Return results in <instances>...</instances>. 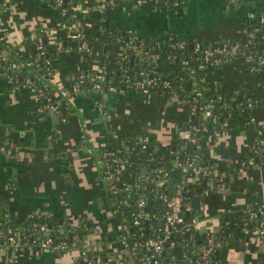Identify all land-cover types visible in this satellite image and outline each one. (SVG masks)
I'll return each mask as SVG.
<instances>
[{
	"label": "crops",
	"instance_id": "1",
	"mask_svg": "<svg viewBox=\"0 0 264 264\" xmlns=\"http://www.w3.org/2000/svg\"><path fill=\"white\" fill-rule=\"evenodd\" d=\"M42 1L0 0V31L4 43L15 51L35 50L30 34L39 27L48 29L47 40L65 41L63 49L50 57L51 73L40 79L61 104L58 111L37 110L34 95L10 80L7 64L0 62V218L8 212L12 224H24L30 218L56 217L60 231L74 228L91 255L99 254L107 264H147L132 254L120 237L121 219L114 211L104 179L102 152L111 141L112 151L119 152L122 134L123 145L130 149L148 135L163 147L183 152L186 147L179 143V131L188 124L189 104L137 91H126L120 100L116 93L106 89L92 93L85 85L67 97L60 96L58 87H66L73 73L111 64L121 56L122 48L95 36L90 51L78 52L57 8L42 5ZM255 14L264 15V0H117L106 7L104 18L96 20L95 25L99 26L97 32H105L108 24L111 28L140 31L155 39L156 49L161 41L170 40V34L190 42L240 38L245 23ZM2 49L0 53L7 54L8 49ZM161 65L164 73L178 68L168 57L162 58ZM197 77L204 94L244 82L258 90L256 75L237 59L218 68L200 69ZM100 106L106 115L101 114ZM242 116L236 112L224 119L219 133L199 136L201 155L227 177L223 190L196 185L190 195L195 216L190 246L201 245L197 241L203 242L209 233L221 234V261L200 259V264H264V241L255 230L223 232L240 208L264 201V150L257 165L244 163L255 136L254 127L264 131V107L254 109L255 123L249 124ZM139 160V174L147 176V152L140 150ZM122 166L120 170L126 167ZM171 170L173 179L180 178L176 162ZM117 186H122L120 180ZM173 253L177 264L193 261L181 245ZM8 256L14 258V264H76L80 249L0 244V264H6Z\"/></svg>",
	"mask_w": 264,
	"mask_h": 264
},
{
	"label": "built area",
	"instance_id": "2",
	"mask_svg": "<svg viewBox=\"0 0 264 264\" xmlns=\"http://www.w3.org/2000/svg\"><path fill=\"white\" fill-rule=\"evenodd\" d=\"M88 1L91 3L88 4ZM50 2L53 4H51L53 7L57 8L58 14L63 16L66 13V0H50ZM114 4H116L114 0H84L83 2H74L69 7L71 20L63 21L61 17H59L62 24H64V26L69 29V39L72 41L75 50L80 53H87L88 51H90L92 46L90 43V39H88L85 33L89 23L81 21L80 17H78V14L87 13L90 10L104 12L107 6H112ZM259 21L264 22L263 14L259 15ZM244 32L245 31L243 30V34L239 39L243 38ZM251 33L252 31H250V34ZM48 34L49 31L46 27H39L31 32L30 38L35 44V50L37 51V53L30 62L34 61L36 65H38L39 59L45 56L44 58H42L44 73L35 75V78L29 75H25L22 78V85L34 95V100H36L37 102L42 99L45 100L44 103L37 104V110L45 111L47 109H51L58 111L61 104L56 101L51 91L47 90L40 84V79L47 78L52 71L48 49L51 50L50 47H52L55 52L60 51L63 49L65 41H63L61 38H55L54 40L49 41L46 38ZM262 37V50L256 52L253 58L251 57L250 50H246L248 45L247 41L242 39L241 41L227 39L218 41L217 44H212V42L194 41L192 42V47L193 51H200V56L198 57V59L200 60V69H203L202 67L210 69L218 68L229 60H238L239 58H242L246 62H249L253 59V62L251 61L249 63L248 68L251 71H257L260 70L262 66H264V32ZM0 42H4V37L1 31ZM141 44L142 42H140V44H132L131 40H129L126 46L119 44L122 48L121 56H119L115 60L117 61L120 59H125L132 61L135 59L134 62H136V60L139 58L138 55L140 53ZM175 45L182 47L184 46V42L178 41L175 43ZM47 47L49 48L47 49ZM2 50L4 49H0V52ZM5 53H0V62L6 58ZM158 56L159 54L156 53L154 49V52L151 53L152 59L156 60ZM255 59L256 62H254ZM182 63L187 64L188 60L183 59ZM23 65L24 62L20 61L18 58L15 60H10L8 69L11 71V73L8 72V78H10V80L14 82H17L19 80L18 71ZM107 65L108 64L101 65L95 71L82 70L73 73L70 77V82L66 87H58L57 90L59 95L62 97H67L71 92L79 91L86 82L90 83L91 87L95 90H100L104 86V89H108L110 92H117L118 88L115 85L111 84V81H108L107 79ZM138 74L140 75V77L135 79L132 83L137 88V92H141L143 94H151V88H153L157 84L156 77H153L152 74H149V72L143 68L138 70ZM188 75L191 77V81H189V83L190 85H192V89L189 94L183 96L177 89L172 87L168 92V96L165 97L170 102H186L189 104L188 124L181 131H179V135L182 139H184V141H190L191 146L194 145L195 149L193 151H188V149L191 147L190 146L189 148H185L183 152L178 153H176V150H170V152L174 154L173 160L171 162V167L173 162H176L177 166L180 168V178H172L171 167L170 171H168L165 168L157 166L153 170V172L156 174V188L148 189V186L144 185V182L147 181L145 175L142 176L139 174L138 181L135 183L136 186H141L142 184L144 189H148L152 194L154 193L157 198L161 199V203H165V208L163 209V211L161 210V214L156 215L155 212L149 209V196H143L141 193L133 197V202L127 199L120 200V202L125 205V208H127V213L125 216L126 221L123 222L121 220L119 232L120 237L122 238V240L127 242L132 251V254L141 257L147 264H158V256L165 250H171L170 252L168 251V253H170L169 264H177V260L174 257L175 255L173 253L177 245H181L185 253L188 252L187 254L189 258L191 253L199 255V258L190 261V263L188 264H200V259H207L209 254L219 244L214 233L207 234L205 237V242H203L201 245L200 243H196L192 246H190L192 244V242L190 241L191 238H188L189 241L183 243L173 237L177 232L183 233L186 236L190 237V235L195 230L192 227L195 216H191L189 222L188 220H186V218L193 210L190 201V195L193 192L194 186L200 185L201 179L205 180V185L211 186V188L214 190H223L226 188V184L224 181L225 173H223L215 165L208 166L200 163V155H198V152H200V133L196 124H193L192 122V117L196 113L197 107L195 103L190 101V98L193 96L203 98V104L201 105V108H203L202 118L205 119L206 122H211L212 124H214V128L209 131L206 128V123L202 122L203 133H219V131L221 130L219 127L222 125L224 120H218L219 115L213 110L212 100L207 97V94H204L201 85V79L197 77V69L192 66L189 67ZM167 83L168 81L163 80L162 84L166 85ZM120 91L122 92V90ZM99 109L102 115L107 114L103 106H100ZM239 110L242 111L243 108L241 107L239 108ZM248 122L255 123L254 114L250 116ZM254 128L255 136L252 140L250 150L244 158V163L250 165L258 164L257 158L258 156H261V153L264 150L263 128L259 126ZM148 138V135H144L140 139L139 144L141 150L147 149ZM125 147L127 150H130L131 148L127 145H125ZM107 153L108 151L106 150L102 152L101 159L103 165L107 163ZM147 159H152L151 153L147 154ZM103 174L104 179L107 182L106 184L109 192L110 190L116 191V189H120L119 186L116 185V179L118 177L116 178V176H114L108 169H103ZM168 181L173 183L172 189H169V186L162 189V185L164 183H167ZM122 186V190H128L130 188V184L126 182H122ZM253 206L254 205L247 206L248 208L250 207L249 217L254 218L258 215V213H260L262 215V219L258 220L255 226L247 225V221H245L243 223L244 226L242 230L245 231L246 229L251 228L255 230L264 241V201H262L260 205L259 212L254 210ZM114 211L118 213L117 208H114ZM150 218H155V220L157 221V227L153 226L152 229L153 234L141 240H134L130 244L128 237L133 234V232L131 231V225L142 228L144 226L143 223H145ZM1 219L5 222H9V213L4 212ZM33 219L34 221H31L29 223L30 228L25 227L24 224H9L5 228V230L0 231V244L11 247H18L22 244H33L40 247H52L56 249H67L70 247L78 246L80 249V259L76 264H107V259H103L99 254L91 255L86 245L82 243L80 239H78L77 232L74 228H63L64 230L60 231L62 232L61 235L56 236L52 234V229L45 221H43V219ZM6 264H14V258L12 256H8Z\"/></svg>",
	"mask_w": 264,
	"mask_h": 264
},
{
	"label": "trees",
	"instance_id": "3",
	"mask_svg": "<svg viewBox=\"0 0 264 264\" xmlns=\"http://www.w3.org/2000/svg\"><path fill=\"white\" fill-rule=\"evenodd\" d=\"M84 0H66V6L67 10L66 13L59 17L63 21L71 20L70 18V6L74 2H83ZM115 3L117 0H114ZM91 2L88 1V4ZM52 3L50 0H43L42 5L45 6H51ZM86 14V15H85ZM85 15V16H84ZM259 15L255 14L249 17L247 22L244 25V36L241 38L242 40H246L248 45L247 49L250 50L251 57H254V54L256 52H259L262 50V43L263 40V32H264V22L259 21ZM78 17H80V20L83 22H88V26L86 28V36L88 39H90V43L92 45V40L95 36L104 37L106 39L111 40L114 43L126 46L129 40H131L132 44H140V53L139 58L136 60V62H132L131 60H115L111 64H108L107 67V79L108 81H111V84L115 85L118 88V91L115 92L118 94V98L121 100L123 94L126 91H138L137 88L132 84L135 79L140 77L138 74V70L143 68L146 69L149 74H152L153 77H156L157 84L153 88H151L152 93L168 96L169 90L173 87L177 89L181 95L185 96L190 93L192 89V85H187V82L191 81V77L188 75L189 67H194L195 69L200 70V60L198 57L200 56V51H193L192 45H190L189 40H185L183 38H179L176 34H170V40L167 39L165 41H161L159 44V47L155 49L156 53L159 54L158 58L156 60H153L151 57V53L154 52V45L156 44L155 39H152L148 37L146 34L135 31V30H127V29H116L111 28V26L108 24L105 27V32H97V29L99 28L98 25H95L96 20L99 22L102 18H104V12H97L90 10L87 13H81L78 14ZM250 31L252 33L250 34ZM239 38H232L231 40H240ZM31 40V39H30ZM178 41H183L184 46L179 47L176 46L175 43ZM222 41V40H219ZM32 42V40H31ZM194 42V41H192ZM218 41L212 42V44H217ZM34 43V42H33ZM6 48L8 49V52L6 54V58L2 60V64H7V67L9 66L10 60L19 59L20 61L24 62V65L20 68L18 71L19 80L16 83L22 84V78L25 75H29L33 78H35V75L44 73L43 72V65H42V58L41 57L38 61V65L36 63L30 62L33 57H35L37 51L33 50L30 51L29 49H26L25 51H15L14 47L7 45L6 43L0 42V49ZM49 47H47L48 49ZM48 49V54L52 55V53L55 52V50L50 47ZM153 48V49H152ZM168 57L172 62L177 66L178 68L176 70H173L169 73H164L161 70V64H162V58ZM187 59L188 63L183 64L182 60ZM239 62L245 65L248 72L253 73L256 75V80L258 82V90L251 89L247 83H242V85L239 86H230V85H224L220 88L215 89L214 91H211L207 94V97L212 100L213 104V110L217 112L219 115L218 120L223 121L226 117H229L236 112H240L243 114L244 120H249L250 116L254 114V109L256 106H263L264 107V66L260 70L257 71H251L249 70V62H246L242 58L238 59ZM28 62V63H27ZM256 62V59L255 61ZM27 63V64H25ZM206 69V67H202ZM8 72L11 73V71L8 69ZM47 77V76H44ZM163 80L168 81L166 85L162 84ZM85 86H87L89 89L91 88L92 93L94 92H101L104 90V86L100 90H95L91 87L90 83H84ZM122 90V92L120 90ZM108 91V89H106ZM190 101L195 103L197 109L196 113L192 117L193 124H196L197 128L199 129L200 135L203 133V127L202 122L206 123V128L210 131L214 128V124L211 122H206L205 119L202 118V109L201 105L203 104V98L202 97H191ZM45 100L42 99L38 103H44ZM243 108L242 111L239 110V108ZM239 110V111H238ZM249 124L251 122H248ZM123 137L122 134L120 136V150L118 153H115L112 151V147L114 145L113 142H110V145L107 146L106 151H108L106 155L107 163L104 170L108 169L114 176H116V182L120 180L123 183L130 184V188L128 190H122L123 186L119 187L120 189H116V191L110 190L111 200L113 201V208H117L116 213L118 217L124 222L126 221L125 216L127 213V208H125V205L120 202L122 199H127L133 202V197L137 194L141 193L143 196H149V209L156 213V215L161 214V199L157 198L154 193H150L148 189L150 188H156V180L155 176L156 174L153 172L155 167L159 166L162 168L167 169L170 171L171 162L173 159L174 154L170 152V150H176V148H171L169 146L163 147L160 146V144L155 141L153 138H148L147 141V149L143 150L144 152H147V154L151 153L152 159L147 160V164L149 166L150 172L149 175L146 176L147 181L144 182V185L148 186V189H144L143 185L136 186L135 183L138 181L139 176V158H140V144L135 145L136 147H132V149L127 150L125 145H123ZM112 138H110L111 140ZM156 147V149H155ZM194 145L191 146L188 151H193ZM200 163L203 165L212 166L213 163L211 160H209L206 157H203L200 152H198ZM260 160V156L257 158V162ZM122 165L126 166L123 170ZM200 186L205 187L206 185L203 184V179L200 180ZM225 184L227 183V177L225 175L224 178ZM117 185V183H116ZM169 186V189H172L173 183L168 181L167 183H164L162 185V189ZM189 186V185H188ZM191 187V186H190ZM158 188V187H157ZM262 201L257 200L254 203V210L259 212L260 205ZM129 207V206H128ZM249 210L248 208H240L238 210L237 217L235 220L231 223L226 224V228L223 230L225 234H233L236 230H242L243 229V223L247 221V225L255 226L257 224V221L262 219V215L258 213V215L254 218L249 217ZM194 209L192 212L188 215L186 220L188 222L190 221V217L193 216ZM34 221V219H28L25 221L24 226L27 228H30V222ZM50 228L52 229V234L56 236H60L62 232L59 230V224L58 219L56 217H45L43 219ZM12 224L11 221L5 222L0 218V231L5 230V228ZM142 228H138L134 225H131V231L133 234L128 237L129 243L131 244L134 240H141L147 236H150L153 234V226L157 225V221L155 218L148 219L145 223H143ZM157 227V226H156ZM193 234V233H192ZM191 234V235H192ZM196 234V233H194ZM216 237V240H220L221 234H214ZM176 240H179L181 242L189 241L190 237L186 236L183 233H175L173 236ZM206 237V236H205ZM189 238V239H188ZM203 242H205V238L203 239ZM201 241V243H203ZM169 250H165L162 254L158 256L159 263L158 264H169V258L170 253H168ZM171 251V250H170ZM169 251V252H170ZM191 256L193 260L199 258L198 254L191 253ZM201 257V254H200ZM220 248L216 246V248L209 254L208 258L211 263H219L220 260Z\"/></svg>",
	"mask_w": 264,
	"mask_h": 264
},
{
	"label": "water",
	"instance_id": "4",
	"mask_svg": "<svg viewBox=\"0 0 264 264\" xmlns=\"http://www.w3.org/2000/svg\"><path fill=\"white\" fill-rule=\"evenodd\" d=\"M161 1H162V0H159L160 3H161ZM244 3H246V2H244ZM190 45H192V42H190ZM187 85H189V82H187ZM179 143L181 144V147L189 148V147L191 146L190 141H184V139H182V138L179 140ZM202 183L205 184V180H203ZM196 201H197V199L194 198V199H193V202L196 203ZM163 208H165V203H163ZM41 220H42V219H41ZM202 230H204V228H203ZM187 235H188V234H187ZM197 242H201V240H198Z\"/></svg>",
	"mask_w": 264,
	"mask_h": 264
}]
</instances>
